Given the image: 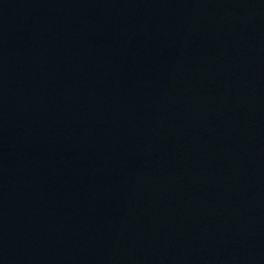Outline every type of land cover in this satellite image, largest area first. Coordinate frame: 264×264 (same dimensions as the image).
<instances>
[{"label": "water", "instance_id": "1", "mask_svg": "<svg viewBox=\"0 0 264 264\" xmlns=\"http://www.w3.org/2000/svg\"><path fill=\"white\" fill-rule=\"evenodd\" d=\"M0 264H264V0H0Z\"/></svg>", "mask_w": 264, "mask_h": 264}]
</instances>
